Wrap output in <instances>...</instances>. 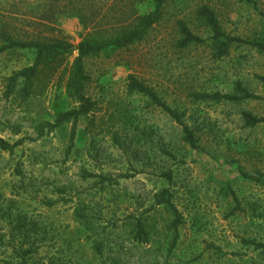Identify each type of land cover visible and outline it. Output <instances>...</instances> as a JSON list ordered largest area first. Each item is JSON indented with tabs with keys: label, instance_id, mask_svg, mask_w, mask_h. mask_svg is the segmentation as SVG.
<instances>
[{
	"label": "rangeland",
	"instance_id": "1",
	"mask_svg": "<svg viewBox=\"0 0 264 264\" xmlns=\"http://www.w3.org/2000/svg\"><path fill=\"white\" fill-rule=\"evenodd\" d=\"M131 1L138 15L153 8L152 0H0V137L24 139L12 152L0 149V264H264V248L244 242L264 244V124L242 117H264V54L251 44L264 39V0H166L144 39L85 57L84 90L95 105L76 121L70 148L71 122L33 139L38 122L76 105L65 87L76 50L42 95L23 98L20 86L5 95L9 76L35 56L7 47L9 39H100L132 21L121 14ZM204 4L244 40L219 58L207 43L176 44L179 21L211 34L196 13ZM129 74L182 114L195 147L160 107L128 90ZM237 81L262 98L193 96L237 94ZM165 187L175 210L154 203ZM137 217L148 243L132 239ZM94 240L103 241L100 255Z\"/></svg>",
	"mask_w": 264,
	"mask_h": 264
},
{
	"label": "trees",
	"instance_id": "2",
	"mask_svg": "<svg viewBox=\"0 0 264 264\" xmlns=\"http://www.w3.org/2000/svg\"><path fill=\"white\" fill-rule=\"evenodd\" d=\"M153 8L143 15L136 14L135 7L133 6L135 1H131L130 11L127 13L121 12V14H128L129 17H133L126 26L122 25L120 29L111 32L109 35L100 39L95 38H84L77 45H74L67 41L65 38H55L50 41H18L9 39L7 47H20V48H33L35 56L33 62L17 71H15L8 78L7 89L5 92L6 96L12 94L18 86H20V93L23 98H30L42 95L53 78L59 74V68L62 66L63 61L73 53L77 51V55L74 58L72 70L68 74L65 87L69 93L75 98L76 105L70 109L60 111L56 114L53 120H46L38 122L35 126L36 136L33 140L41 138L43 135L58 129L62 125L71 122V134H70V148L72 146V139L75 130L76 121L93 109L95 102L91 100L85 93V80L86 74L84 72L83 60L87 56H97L106 49H120L128 47L138 41H141L147 35L149 28L160 21L163 15V6L166 0H152ZM133 2V3H132ZM197 16L203 20L211 34L208 37H202L195 34L183 21H179L178 28L181 37L176 41L177 47L186 48L192 44H204L207 43L213 50L215 57H222L226 55L232 45L235 42H244L243 39L227 34L219 23V20L212 8L204 4L197 9ZM125 20V19H124ZM263 54H264V39L263 41L252 42ZM4 47H0V51ZM128 90L131 92H137L148 98L150 104L160 107L166 114H168L176 123L181 125L182 138L190 146L195 147L197 139L193 131L184 123L182 114L171 107L166 101H164L157 93L156 90L149 87L142 80L133 74L128 75ZM264 85V77H260ZM19 83L21 85H19ZM237 94L231 93H205V92H194L193 96L195 99L205 100L213 99L216 101L228 100L237 101L240 99L254 98L260 99L261 96L250 92L248 89L242 86L237 81L235 84ZM264 100V98H263ZM242 117L246 125L254 126L257 123L264 124V117H257L248 111L242 112ZM24 139L21 138L15 142H9L0 137V149L4 151L12 152L14 148L21 144ZM87 176H93L91 173H85ZM244 176L255 178L253 175L243 173ZM169 177V175H168ZM102 181L107 178H102ZM171 192L167 187L160 189L153 194V200L156 205H170L171 203ZM173 210H175L173 208ZM176 213V211H175ZM78 217L90 224L87 220L88 216L83 211H78ZM178 214L173 221L174 236L171 245L169 246L170 251L175 246V241L178 236L177 222ZM132 239L138 243H148L150 239V233L147 229L144 218L137 217L133 222V235ZM247 244H254L256 248H264L263 243L255 242L254 240H244ZM93 248L98 255L103 253V241L94 240ZM6 264H9L6 262Z\"/></svg>",
	"mask_w": 264,
	"mask_h": 264
}]
</instances>
